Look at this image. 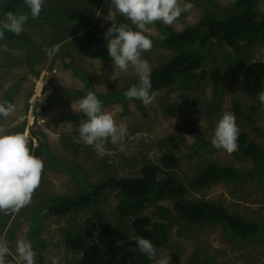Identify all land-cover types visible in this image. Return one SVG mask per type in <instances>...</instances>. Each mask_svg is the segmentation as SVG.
I'll return each mask as SVG.
<instances>
[{"label":"rangeland","instance_id":"374dc122","mask_svg":"<svg viewBox=\"0 0 264 264\" xmlns=\"http://www.w3.org/2000/svg\"><path fill=\"white\" fill-rule=\"evenodd\" d=\"M183 2L192 4L188 13H182L172 25L156 21L148 26L149 31L165 35L201 19L224 17L237 6L234 0ZM109 7L110 0H45L39 17L29 18L20 35L6 32L0 39V100L16 105L15 113L2 122L10 131L26 133L28 146H38L43 161L40 183L29 203L17 212H0V243L9 248L5 264H20L15 247L21 237L31 242L35 264H51L52 257L58 258V264H76L81 249L67 246V232L81 231L85 218L95 212L101 214L102 222L129 236L132 217L118 213L119 193L115 189L64 214L52 213L48 206L87 191L107 176H137L146 162L157 164L177 179L186 189L185 200L209 201L248 221L264 223V106L258 100L260 92L249 96L241 86L243 68L253 61L264 62V35L239 39L235 49L221 36L211 39L199 47L202 59L198 69L180 75L166 87L151 89L155 97L143 105L123 98V90L136 83L131 69L126 74L119 70L113 73L108 55L94 58L86 51L87 30L94 28L104 37L119 15L109 13ZM254 9L263 13L264 0H257ZM26 11L22 0L14 12ZM151 38L152 49L141 56L152 70L178 51L195 47L170 46ZM104 39L107 42V37ZM53 46L57 50L48 56L43 49ZM214 68L220 74L217 85L211 80ZM89 90L97 94L103 109L112 113L117 123L126 124L123 151L119 145L104 142V153L100 154L90 146L74 143L82 113L71 109V101L76 102ZM226 111L235 117L246 139L262 147L261 164L238 151L227 154L211 146L214 124ZM162 154L175 156L176 164L162 165ZM211 162L233 167L241 176L206 186L195 184V176ZM173 199H152L137 213L148 215L153 224L167 225V240L156 247L158 257L169 256L170 264H264V225L257 235L241 240L218 221H182L172 209ZM159 207L166 212H158Z\"/></svg>","mask_w":264,"mask_h":264},{"label":"trees","instance_id":"16d2710c","mask_svg":"<svg viewBox=\"0 0 264 264\" xmlns=\"http://www.w3.org/2000/svg\"><path fill=\"white\" fill-rule=\"evenodd\" d=\"M22 0H5L2 4L4 10L15 9ZM257 0H234L236 8L224 17H209L201 19L198 23L182 30H168L163 42L170 46L192 47L180 50L172 55L166 62L151 72V89L163 88L173 83L180 75H188L201 65L199 49L204 47L211 39L221 36L224 42L235 49L237 41L244 37L252 38L264 35V12L254 9ZM126 23L122 17L117 16L113 22ZM106 40L95 31L88 29L85 34V48L94 58L107 56ZM200 47V48H199ZM220 74L218 68L211 71V80L218 84ZM241 86L249 96H255L264 91V62L253 61L242 70ZM174 106L168 110L172 112ZM238 151L257 164L262 162V147L247 140L243 131L239 132L237 139ZM29 148L39 156V147ZM176 157L171 154L161 155V164L173 167ZM264 171V169L262 170ZM241 174L233 167L222 166L216 163H207L195 176L193 182L198 185H208L214 181H228L239 178ZM115 189L119 193L116 209L122 216L132 217L130 220L131 234L128 236L122 229L102 222L99 212L85 218L81 231H68L66 244L74 249H81V255L76 264H152L138 249L135 242L129 237L135 233L148 238L156 247L162 245L168 237L167 225L163 222H151L148 215H137L147 201L164 197H173L172 209L175 214L189 224H204L208 221H218L241 240L257 235L259 227L264 223H255L244 217L228 212L222 205L214 204L202 199L192 201L183 198L186 189L167 170L161 169L157 164L146 162L138 169L137 176H107L90 189L80 192L73 197L60 198L48 206L52 213L64 214L70 210L90 204L105 191ZM158 212L164 214L166 209L159 207ZM262 228V227H261ZM128 247L122 249V246ZM133 250L130 251V248ZM136 252L139 254L137 255Z\"/></svg>","mask_w":264,"mask_h":264},{"label":"clouds","instance_id":"9594fccd","mask_svg":"<svg viewBox=\"0 0 264 264\" xmlns=\"http://www.w3.org/2000/svg\"><path fill=\"white\" fill-rule=\"evenodd\" d=\"M44 2L23 0L27 11L19 13L4 10L0 3V39L5 37L6 32L13 36L20 35L29 18L35 20L39 17ZM191 8L190 2L181 3V0H110L109 13L114 11L129 22L116 24L111 21L103 37H107V55L112 61L113 73L119 70L126 74L131 69L136 75V83L122 92L125 100L135 99L148 105L155 97V92L151 91L152 66L147 59L142 58L141 53L152 49L151 37L163 41L165 35L150 32L148 26L156 21L172 25ZM56 50L55 46L43 49L48 56H52ZM112 75L109 79H112ZM258 100L264 106V91L259 93ZM70 107L74 112L82 113L74 143L90 146L100 154L104 153V142L119 145L120 150H124L126 124L117 123L112 113L103 109L102 101L94 91L84 92L76 102L71 101ZM15 111L14 103L0 100V212L5 214L17 212L29 203L40 183L43 168L42 159L28 146L26 133L10 131L2 122ZM239 132L235 117L226 111L215 122L209 142L213 148L231 154L238 149ZM129 239L135 242L136 249L152 264H170L169 256H157L156 246L148 238L133 233ZM8 254V246L0 243V264H5ZM15 255L20 264H35L36 252L31 242L24 237L17 240ZM51 264H58V258L52 257Z\"/></svg>","mask_w":264,"mask_h":264},{"label":"bare ground","instance_id":"6f19581e","mask_svg":"<svg viewBox=\"0 0 264 264\" xmlns=\"http://www.w3.org/2000/svg\"><path fill=\"white\" fill-rule=\"evenodd\" d=\"M116 158V157H115Z\"/></svg>","mask_w":264,"mask_h":264}]
</instances>
